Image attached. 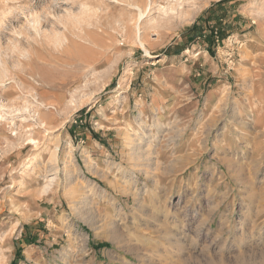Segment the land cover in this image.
<instances>
[{
  "label": "rangeland",
  "instance_id": "1",
  "mask_svg": "<svg viewBox=\"0 0 264 264\" xmlns=\"http://www.w3.org/2000/svg\"><path fill=\"white\" fill-rule=\"evenodd\" d=\"M221 1L0 0V264H264V0Z\"/></svg>",
  "mask_w": 264,
  "mask_h": 264
},
{
  "label": "bare ground",
  "instance_id": "2",
  "mask_svg": "<svg viewBox=\"0 0 264 264\" xmlns=\"http://www.w3.org/2000/svg\"><path fill=\"white\" fill-rule=\"evenodd\" d=\"M85 7V6H84ZM83 7V8H84ZM144 12L145 11H140L139 10V13H138V19L140 20L142 17H143V15H144ZM80 13H81V11H80ZM84 13V12H83ZM82 15V14H81ZM68 16V15H67ZM70 16V18H71V14L69 15ZM67 18V17H66ZM70 18H67V20L68 19H70ZM78 19H80V18H78ZM69 21V20H68ZM31 22V21H30ZM75 22V21H74ZM80 22H81V20H80ZM63 23V22H62ZM76 23V22H75ZM31 26V29H33V33H35L34 35H36L37 37H40L43 33H42V31H40V29H39V22L36 20V19H33L32 20V24L30 25ZM45 35H46V38L47 39H49V38H51V34H46L45 33ZM57 35L55 34V36H53V37H56ZM56 39V38H55ZM54 41V39L52 40V42ZM57 42H58V40H57ZM53 43H55V42H53ZM140 44H141V46H143L142 45V43L140 42ZM53 45V44H52ZM145 47V46H144ZM146 49V48H145ZM147 52V51H146ZM2 70L0 71V78H1V76L3 77V75H5L6 74V70L4 69V68H2V67H0ZM241 122V125L242 126H244V128H245V126H246V123L245 122H243V121H240ZM255 124L256 123H258V121L257 122H254ZM240 125V126H241ZM233 168H235V167H233ZM231 170V169H230ZM51 180H53V178H50V179H46V182H50Z\"/></svg>",
  "mask_w": 264,
  "mask_h": 264
},
{
  "label": "crops",
  "instance_id": "3",
  "mask_svg": "<svg viewBox=\"0 0 264 264\" xmlns=\"http://www.w3.org/2000/svg\"><path fill=\"white\" fill-rule=\"evenodd\" d=\"M14 254H15V251H14ZM14 254H13V259H14V257H15ZM22 254H23V252H21V255H22ZM13 259H12V260H13ZM24 260H25V258H24ZM13 261H14V264L17 263V260H13Z\"/></svg>",
  "mask_w": 264,
  "mask_h": 264
},
{
  "label": "trees",
  "instance_id": "4",
  "mask_svg": "<svg viewBox=\"0 0 264 264\" xmlns=\"http://www.w3.org/2000/svg\"><path fill=\"white\" fill-rule=\"evenodd\" d=\"M224 2H226V0H222L221 2H219V4L224 3Z\"/></svg>",
  "mask_w": 264,
  "mask_h": 264
}]
</instances>
